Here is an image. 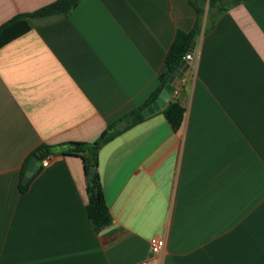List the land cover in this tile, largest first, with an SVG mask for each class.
Segmentation results:
<instances>
[{"label": "crops", "instance_id": "obj_1", "mask_svg": "<svg viewBox=\"0 0 264 264\" xmlns=\"http://www.w3.org/2000/svg\"><path fill=\"white\" fill-rule=\"evenodd\" d=\"M55 1L0 0V27ZM206 19L164 106L184 108L180 129L162 108L99 152L111 224L98 233L80 158L47 157L23 193L21 173L40 146L93 142L142 106L194 10L82 0L0 48V264H141L152 238L161 264H264V0Z\"/></svg>", "mask_w": 264, "mask_h": 264}, {"label": "trees", "instance_id": "obj_2", "mask_svg": "<svg viewBox=\"0 0 264 264\" xmlns=\"http://www.w3.org/2000/svg\"><path fill=\"white\" fill-rule=\"evenodd\" d=\"M81 1L82 0H57L36 12L15 16L0 27V48L30 30L28 19L46 18L53 15H68ZM246 1L249 0H186L196 14L194 28L189 33L181 31L176 33L175 39L166 55L164 69L159 76L158 85L145 103L128 112L116 122L108 125L101 135L93 142H69L59 146H40L29 156L26 162L20 176L18 185L19 191L23 193L28 190L33 179L41 171L42 167L27 183H24L26 168L31 158L36 157L39 161H42L55 153L80 158L83 163L86 179V194L88 200L86 205L87 216L97 233L108 227L111 224V216L102 194L100 178L97 173L95 176H91L89 172L90 169L97 168L99 152L116 137L139 123H142L146 119L142 116V112L157 100L161 92L167 86L175 70L180 66L184 57L190 51L194 37L200 33L206 6L207 19L205 31H208L215 26L219 18L229 9ZM184 112V108L178 103L170 102L163 109L162 115L170 127L174 131H177L182 125Z\"/></svg>", "mask_w": 264, "mask_h": 264}, {"label": "water", "instance_id": "obj_3", "mask_svg": "<svg viewBox=\"0 0 264 264\" xmlns=\"http://www.w3.org/2000/svg\"><path fill=\"white\" fill-rule=\"evenodd\" d=\"M196 41V37L193 40L192 46L190 48V53L192 54L194 51V44ZM189 69V63L186 60H183L180 66L175 70L173 75L171 76L167 86L165 89L161 92L157 100L148 108H146L142 112V116L147 118L156 112L160 111L167 102H169L171 95L173 94V91L179 83L181 82L184 74ZM41 168V161H39L36 157L31 158V160L28 163V166L26 168L25 177H24V183H27ZM91 176H95L96 174V168H92L89 170Z\"/></svg>", "mask_w": 264, "mask_h": 264}, {"label": "built area", "instance_id": "obj_4", "mask_svg": "<svg viewBox=\"0 0 264 264\" xmlns=\"http://www.w3.org/2000/svg\"><path fill=\"white\" fill-rule=\"evenodd\" d=\"M185 60L190 63L193 61L191 53L185 56ZM178 94V89L175 88L172 96ZM49 165V158H45L41 161V167L46 168ZM165 247V242L161 238H152L149 241L148 257L141 264H161V256Z\"/></svg>", "mask_w": 264, "mask_h": 264}, {"label": "rangeland", "instance_id": "obj_5", "mask_svg": "<svg viewBox=\"0 0 264 264\" xmlns=\"http://www.w3.org/2000/svg\"><path fill=\"white\" fill-rule=\"evenodd\" d=\"M205 14H207V6H206V8H205Z\"/></svg>", "mask_w": 264, "mask_h": 264}]
</instances>
